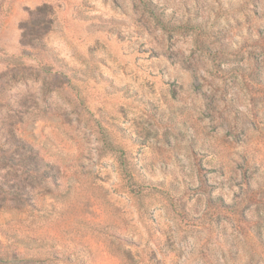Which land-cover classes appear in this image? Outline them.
Segmentation results:
<instances>
[{"label":"rangeland","instance_id":"rangeland-1","mask_svg":"<svg viewBox=\"0 0 264 264\" xmlns=\"http://www.w3.org/2000/svg\"><path fill=\"white\" fill-rule=\"evenodd\" d=\"M0 182V264H264V0H0Z\"/></svg>","mask_w":264,"mask_h":264},{"label":"trees","instance_id":"trees-1","mask_svg":"<svg viewBox=\"0 0 264 264\" xmlns=\"http://www.w3.org/2000/svg\"><path fill=\"white\" fill-rule=\"evenodd\" d=\"M2 183H4V182H0V187L2 188ZM8 192V196H9V198L10 199H17V198H19V197H21V193L20 192H18V191H12V190H8L7 191ZM2 256V253H0V257Z\"/></svg>","mask_w":264,"mask_h":264}]
</instances>
